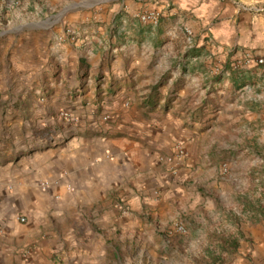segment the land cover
Returning a JSON list of instances; mask_svg holds the SVG:
<instances>
[{
    "label": "crops",
    "instance_id": "0c3cea01",
    "mask_svg": "<svg viewBox=\"0 0 264 264\" xmlns=\"http://www.w3.org/2000/svg\"><path fill=\"white\" fill-rule=\"evenodd\" d=\"M12 2L0 0V264H127L114 251L144 244L131 233L171 176L264 119L250 107L264 102V13L250 10L264 0H102L34 23L3 15ZM148 10L157 24L138 19ZM66 21L89 26L60 41ZM250 230L234 264H264V225Z\"/></svg>",
    "mask_w": 264,
    "mask_h": 264
},
{
    "label": "rangeland",
    "instance_id": "374dc122",
    "mask_svg": "<svg viewBox=\"0 0 264 264\" xmlns=\"http://www.w3.org/2000/svg\"><path fill=\"white\" fill-rule=\"evenodd\" d=\"M96 1L102 0H13L3 15L9 9L20 11L33 23L45 17L52 21L63 5H68V9L74 5L88 7ZM107 1L111 5L120 0ZM0 21L3 26L8 24ZM64 24L66 28H79L80 32L89 26L73 21ZM250 107L264 113V102ZM240 130L239 146L207 153L208 159L200 160L199 169L192 176H171L175 189L159 196L154 194V200L146 204L149 207L141 215L144 226L131 233L144 238V244L129 248L121 242L114 258L118 255L127 264H234L241 255L239 243L252 241L256 235L254 232L251 236L250 228L264 225V119L254 127L246 123ZM230 132L235 133L232 129ZM254 139L257 144H250ZM183 153L179 150L178 157ZM175 224H182L186 233L178 234ZM114 233L115 236L119 231ZM127 236L129 240L130 233Z\"/></svg>",
    "mask_w": 264,
    "mask_h": 264
},
{
    "label": "built area",
    "instance_id": "2783aa9c",
    "mask_svg": "<svg viewBox=\"0 0 264 264\" xmlns=\"http://www.w3.org/2000/svg\"><path fill=\"white\" fill-rule=\"evenodd\" d=\"M251 11L255 12V13H264V7H251L250 9ZM138 19L143 22V23H150V24H157L159 19H160V13L158 11L155 10H151L148 12H145L143 14L137 15ZM189 33V31H188ZM63 38H67L69 40H75L76 39V32L72 27H67L64 31V33L59 37V40L62 41ZM262 60L261 59H247L245 61V64H256V65H260L262 64ZM58 116L61 120L69 123V124H77L78 120L73 117L68 111L62 110L58 112ZM103 120H108V117L105 116L103 117ZM122 212H124V210L122 209ZM19 221L21 223H23L25 221L24 217H21L19 219ZM174 229L178 234H185L186 233V229L182 224H175L174 225Z\"/></svg>",
    "mask_w": 264,
    "mask_h": 264
},
{
    "label": "trees",
    "instance_id": "16d2710c",
    "mask_svg": "<svg viewBox=\"0 0 264 264\" xmlns=\"http://www.w3.org/2000/svg\"><path fill=\"white\" fill-rule=\"evenodd\" d=\"M150 106H153L154 107V105L152 104V105H150ZM233 247H236L235 245H233ZM218 259H220V258H218Z\"/></svg>",
    "mask_w": 264,
    "mask_h": 264
}]
</instances>
